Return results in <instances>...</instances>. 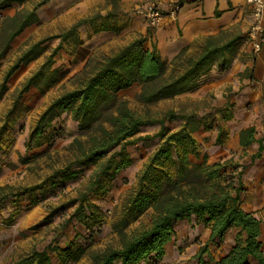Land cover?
Wrapping results in <instances>:
<instances>
[{
    "label": "trees",
    "instance_id": "obj_1",
    "mask_svg": "<svg viewBox=\"0 0 264 264\" xmlns=\"http://www.w3.org/2000/svg\"><path fill=\"white\" fill-rule=\"evenodd\" d=\"M50 1L0 0V10L11 4H32L30 10H21L1 20L0 61L8 54L16 37L26 28L39 24L37 12ZM110 1L116 9L118 0ZM95 20H80L67 31L45 37L20 52L3 77L0 96L6 92L8 80L21 66H27L42 56L49 42H59L42 65L14 91L8 114L16 110H30L36 99L65 76L64 71L54 67V58L65 42L73 40L76 49L80 45L77 29L84 24L93 26ZM105 28L102 26L99 30ZM240 41V32L221 31L203 38L198 53L190 54L185 49L166 62L155 48L146 50L144 39L138 37L109 56L89 57L81 72L71 79L76 82V88L54 99L39 116L25 149L39 150L33 157L45 152L58 133L54 122L63 115H69L87 139L84 142L74 139L71 143V147H76L73 160L54 172L44 184L32 187L23 195L42 190L44 185L54 188L58 184L62 186L65 182L74 181L85 167L105 160L80 195L79 205L72 215L87 229H92L102 216L99 208L87 203V195H100L101 191L104 192L103 181L113 180L119 171L130 166L131 160L125 147L139 142L146 146L158 142L157 149L139 176L137 190L125 202L122 218L112 227L120 246L88 252V247L70 243L63 249L48 247L33 250L10 264H72L85 255L91 264H158L165 255V246L175 234V226L191 218L209 229L207 241L194 257L196 264H264L261 221L253 213L244 211L239 202L241 177L247 166L234 163L233 159L208 164L207 156L199 152L193 134L200 128L209 130L212 127H201L200 120L194 115L179 116L168 111L162 119L142 118L118 96L120 92L138 85L140 91L136 100L149 105L193 92L200 86L199 78L213 67L218 73H224L229 68ZM174 120L182 121L183 125L171 132L166 122ZM155 125L159 126L155 135L134 138L142 129ZM216 128V145H220L225 133L218 126ZM254 135L253 127L239 133L242 148L256 142L259 144L258 152L251 156L252 163L264 154V138L256 140ZM30 158L24 157L20 162L25 164ZM148 211H151L149 227L128 236L124 230L129 220L134 221ZM55 213L48 214L44 222L49 223ZM231 229H237L240 238L223 257L212 262L210 248L217 246ZM51 253L57 255L55 263Z\"/></svg>",
    "mask_w": 264,
    "mask_h": 264
},
{
    "label": "rangeland",
    "instance_id": "obj_2",
    "mask_svg": "<svg viewBox=\"0 0 264 264\" xmlns=\"http://www.w3.org/2000/svg\"><path fill=\"white\" fill-rule=\"evenodd\" d=\"M43 15L42 13L41 16L43 17ZM89 18H95V23H100L104 27L107 25L108 16L105 13L96 12ZM103 18L106 20L103 21ZM232 32L237 33L236 30H232ZM45 37L48 36L40 37L36 32L24 44L18 48H12L9 57L5 58L0 66H6L12 57L15 58L12 61L14 63L21 51ZM58 43L57 40L49 42L46 52L29 64L31 69L33 68L31 74L42 65L51 49L55 48ZM245 43V34L241 33V41L237 51ZM73 45V40L62 45V50L54 58V67L64 71V68L72 62L71 57L75 50ZM92 56L101 57L102 55L95 52ZM76 74H72V71L67 70V74L55 86L45 91L41 97L34 101V105L30 110H16L12 114H8L13 103V93L17 88L5 98L0 96V264H10L21 257L29 255L33 250H43L48 247L63 249L70 243L75 246L88 247V252L120 246L118 236L113 232L112 227L122 218L125 202L128 196L137 190L139 176L157 149L158 142L155 141L148 146L139 142L125 147V152L131 160L130 166L119 171L113 180L103 181L104 192L101 191L100 195H87V203L99 208L102 216L99 223L94 225L92 229H87L78 220L72 218V215L79 205L80 195L85 192L100 164L104 163L105 160H100L95 165L85 167L78 179L74 181L65 182L62 186L58 184L54 188L44 185L42 190L23 195L25 191H29L32 187L44 184L54 172L64 168L73 160L76 147H71V143L74 139L82 142L87 139L86 134L78 131L70 116L63 115L54 122L56 124L54 127L58 129V133L49 143L45 152L33 157L32 155L38 153L39 150L26 151L25 149L28 137L46 107L62 93L76 88V82L71 80ZM4 76L5 73L1 75V81ZM139 91L140 87L134 85L118 94L120 99L127 101L128 108L137 116L148 119H162L168 111H172L179 116L194 115L200 120L201 127L203 125L211 127L218 125V118L211 106L213 97L210 100H199L181 95L173 99L143 105L136 100ZM182 125L183 123L180 120L166 122V126L171 132L178 130ZM158 131L159 126L146 127L134 138L155 135ZM24 157L31 158L23 164L20 160ZM233 162L245 165L244 162H240V159H234ZM246 166L248 167L249 164ZM255 200L257 198L249 188L242 186V192L239 195L241 208L246 212L253 211L250 213L256 214L255 217L261 221V241L262 251H264V209L257 210L254 204ZM51 212L56 213L49 223H45L44 219ZM150 214L151 211H148L134 221L129 220L124 230L126 234L133 236L147 229ZM183 223L185 227L179 226L177 228L180 236L190 233V228H194V224L199 226L198 237H202L204 229H208L195 218L183 221ZM237 232V229L229 230L217 246L210 248L209 254L212 262L219 260L234 246L240 238ZM186 241V237L179 240L178 244H174L176 248L174 250L184 251L182 244H186ZM187 253L189 258L184 259L182 264H196L194 257L198 251L193 256L194 251L192 249L187 250ZM50 256L55 263L57 255L51 253ZM205 260H207L206 257ZM72 264H91V262L85 255Z\"/></svg>",
    "mask_w": 264,
    "mask_h": 264
},
{
    "label": "crops",
    "instance_id": "obj_3",
    "mask_svg": "<svg viewBox=\"0 0 264 264\" xmlns=\"http://www.w3.org/2000/svg\"><path fill=\"white\" fill-rule=\"evenodd\" d=\"M145 1L157 4L164 14L174 3L180 4V10L176 19L165 16L161 25L151 30L145 19L133 12L137 4ZM31 8L30 2L11 4L0 10V22L5 17ZM96 12L108 16L106 28L101 31L102 25L94 22L93 26L84 24L77 29L80 45L74 50L72 62L64 68L66 74L67 70L72 71V74L78 73L95 52L109 56L138 37L144 39L143 47L146 50L155 48L164 61L170 62L185 49L190 54L198 53L203 38L221 31L236 30L246 37L251 25V13L245 0H118L116 9L110 0H51L38 10L39 24L26 28L15 38L0 64L9 57L12 48H18L36 32L40 37L59 35ZM13 59L6 66H0V77L12 66ZM32 71L29 64L21 66L8 80L6 92L1 98L19 88ZM199 82L197 90L182 96L199 100L213 97L211 106L218 118L216 126L225 133L222 143L216 145L218 128H200L193 134L199 152L207 156L208 164L229 159H240L245 165L249 164L241 177V183L257 198L254 201L255 208L264 209V154L252 163L251 156L258 152L259 144L253 143L248 148H242L239 144V133L250 127L255 130L256 140L264 138V49L253 55L246 41L238 48L224 73H218L213 67L199 78ZM183 224L180 222L175 226V235L165 246V255L158 264H182L184 259L189 258L187 250L192 249L193 256L207 241L209 229H204L203 236L198 237L199 226L195 224L194 228H190V233L180 236L177 228L185 227ZM184 237L187 238L186 244H182L184 251H175L174 244Z\"/></svg>",
    "mask_w": 264,
    "mask_h": 264
},
{
    "label": "built area",
    "instance_id": "obj_4",
    "mask_svg": "<svg viewBox=\"0 0 264 264\" xmlns=\"http://www.w3.org/2000/svg\"><path fill=\"white\" fill-rule=\"evenodd\" d=\"M251 13V25L246 34V41L250 45L251 53L258 54L264 49V0H245ZM180 10V4H172L164 14L162 9L151 1L137 4L133 12L136 16L145 19L148 27L153 30L161 25L165 16L176 19Z\"/></svg>",
    "mask_w": 264,
    "mask_h": 264
}]
</instances>
